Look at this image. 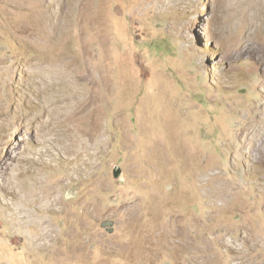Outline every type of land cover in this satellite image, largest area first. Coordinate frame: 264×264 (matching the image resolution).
<instances>
[{
  "label": "rangeland",
  "instance_id": "obj_1",
  "mask_svg": "<svg viewBox=\"0 0 264 264\" xmlns=\"http://www.w3.org/2000/svg\"><path fill=\"white\" fill-rule=\"evenodd\" d=\"M5 165L0 264H264V0H0Z\"/></svg>",
  "mask_w": 264,
  "mask_h": 264
},
{
  "label": "bare ground",
  "instance_id": "obj_2",
  "mask_svg": "<svg viewBox=\"0 0 264 264\" xmlns=\"http://www.w3.org/2000/svg\"><path fill=\"white\" fill-rule=\"evenodd\" d=\"M92 98H93V100H95L94 98H96V96H92ZM90 105H88V107H89ZM65 129H69V128H65ZM65 132L69 135V138H68V145H66V144H64L63 142H61L62 141V139L61 138H59L57 141L58 142H61L60 143V146H61V149H63V151H69V147L70 146H73L74 145V142H73V140H77L78 139V136L77 135H75L74 133H73V131H69V130H65ZM70 135H72V136H70ZM71 137V138H70ZM91 138V137H90ZM87 142V141H86ZM39 156H41V154L39 155ZM39 156H29L30 157V161H33L34 162V160H35V163H37V161H38V157ZM43 156V155H42ZM45 159V158H44ZM39 160H40V158H39ZM6 168H8V165H5V167L4 168H2V171H0V173H1V175H3V174H5L6 173ZM3 182V181H2ZM3 184L6 186V189H8V184H7V182H3ZM11 187H13V186H11ZM44 223H46V222H44ZM43 230H45L44 232H50V229L46 226ZM48 235V234H47Z\"/></svg>",
  "mask_w": 264,
  "mask_h": 264
},
{
  "label": "water",
  "instance_id": "obj_3",
  "mask_svg": "<svg viewBox=\"0 0 264 264\" xmlns=\"http://www.w3.org/2000/svg\"><path fill=\"white\" fill-rule=\"evenodd\" d=\"M113 175H114V177H120V175H121V168L119 166H115L113 168Z\"/></svg>",
  "mask_w": 264,
  "mask_h": 264
}]
</instances>
